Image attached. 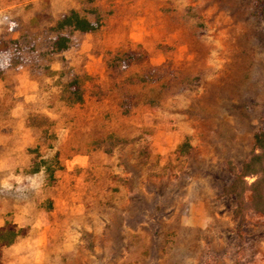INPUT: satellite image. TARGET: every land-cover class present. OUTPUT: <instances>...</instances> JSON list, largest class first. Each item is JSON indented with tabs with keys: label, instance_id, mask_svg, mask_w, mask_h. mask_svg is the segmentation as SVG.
<instances>
[{
	"label": "rangeland",
	"instance_id": "1",
	"mask_svg": "<svg viewBox=\"0 0 264 264\" xmlns=\"http://www.w3.org/2000/svg\"><path fill=\"white\" fill-rule=\"evenodd\" d=\"M261 7L0 0V226L28 229L2 264H264V214L223 193L264 131ZM69 10L100 28L54 53Z\"/></svg>",
	"mask_w": 264,
	"mask_h": 264
},
{
	"label": "trees",
	"instance_id": "2",
	"mask_svg": "<svg viewBox=\"0 0 264 264\" xmlns=\"http://www.w3.org/2000/svg\"><path fill=\"white\" fill-rule=\"evenodd\" d=\"M264 19V7L258 13ZM100 28L98 19L90 21L84 13L76 10H69L62 14L51 28L54 36L51 41V49L54 53L66 51L70 45V37L65 29L78 31L80 33H93ZM15 44L0 40V76L3 75L6 66L4 60L14 49ZM66 91L69 93L67 100L70 103L82 102V93L76 78L65 84ZM35 153L32 161L31 173H36L41 169L46 173L48 182L53 181V174L59 168L56 154L53 160H46L39 157L36 149L31 150ZM56 165V166H54ZM232 179L230 184L224 188V195L231 197L238 213L244 210L264 214V131L258 130L252 135V146L246 160L237 170L233 166L229 167ZM27 227H19L12 221H5L0 226V264H2V250L13 245L20 238L27 234Z\"/></svg>",
	"mask_w": 264,
	"mask_h": 264
}]
</instances>
